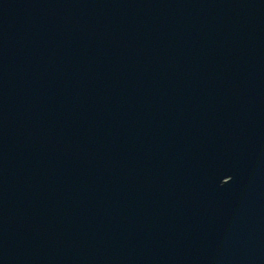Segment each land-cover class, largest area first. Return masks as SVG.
<instances>
[{
    "label": "water",
    "instance_id": "obj_1",
    "mask_svg": "<svg viewBox=\"0 0 264 264\" xmlns=\"http://www.w3.org/2000/svg\"><path fill=\"white\" fill-rule=\"evenodd\" d=\"M0 264H264V0H0Z\"/></svg>",
    "mask_w": 264,
    "mask_h": 264
}]
</instances>
